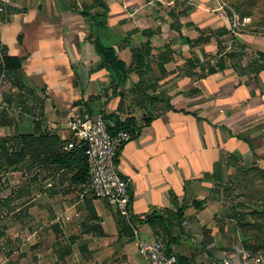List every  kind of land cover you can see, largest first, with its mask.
<instances>
[{
	"label": "crops",
	"instance_id": "obj_1",
	"mask_svg": "<svg viewBox=\"0 0 264 264\" xmlns=\"http://www.w3.org/2000/svg\"><path fill=\"white\" fill-rule=\"evenodd\" d=\"M100 1L13 0L0 15L5 54L22 58L18 95L26 109L30 95L40 99L31 132L39 121L66 140L79 106L111 126L130 119L134 131L116 158L131 179L126 214L103 198L80 200L73 168L25 166L40 168L27 176V216L49 222L42 237L56 247L55 261L40 264H142L138 241L159 229L180 264H218L245 242L264 243V218L248 209L264 205V32L240 28L223 0ZM83 8L105 11L99 34L127 64L122 85L100 66ZM144 47L163 73L135 69L133 51Z\"/></svg>",
	"mask_w": 264,
	"mask_h": 264
},
{
	"label": "rangeland",
	"instance_id": "obj_2",
	"mask_svg": "<svg viewBox=\"0 0 264 264\" xmlns=\"http://www.w3.org/2000/svg\"><path fill=\"white\" fill-rule=\"evenodd\" d=\"M223 2L227 9L236 13V22L239 20L240 28L256 31L259 35L264 32V0H223ZM236 7L243 16L237 13ZM3 52L4 49H0V62L3 60ZM18 92L13 79L0 71V241L2 243L0 264H40L45 260L54 262L56 247L46 246L50 243L46 239L47 231H43L49 222H43L41 218L36 217L33 220L27 216V208L24 204L28 190L26 167L17 164L19 171L12 174L9 167L4 166L7 154L3 153L1 148L8 151L9 148L15 150L17 145L15 140L18 135L31 131L29 125L34 122L35 115L40 117L43 115L39 109L40 99L36 97L37 94L29 96V108L26 109L27 103ZM34 188L41 191L39 180H35ZM13 190H16L21 197L17 202L10 198ZM243 198L246 200L250 197L245 193ZM260 203L257 204L259 207L249 206V211H256V214L261 212L258 211L263 208ZM43 235L46 238L43 239Z\"/></svg>",
	"mask_w": 264,
	"mask_h": 264
},
{
	"label": "built area",
	"instance_id": "obj_3",
	"mask_svg": "<svg viewBox=\"0 0 264 264\" xmlns=\"http://www.w3.org/2000/svg\"><path fill=\"white\" fill-rule=\"evenodd\" d=\"M13 0H0V15L5 13ZM2 44L0 43V49ZM70 137L62 148L69 151L76 146L84 149L87 164V179L80 184L79 199L88 195L103 198L113 204L121 213L128 212L131 198V179L121 174L116 166V158L120 148L132 137V133L124 128L109 130V122L102 112H92L84 106L74 109L66 120ZM40 173V168L28 170L27 176ZM0 241V246H1ZM138 251L143 258L142 264H180L179 255L170 249L169 236L163 230H157L151 240L140 239ZM218 264H264V252L253 251L241 246L237 250L236 259L225 256Z\"/></svg>",
	"mask_w": 264,
	"mask_h": 264
},
{
	"label": "trees",
	"instance_id": "obj_4",
	"mask_svg": "<svg viewBox=\"0 0 264 264\" xmlns=\"http://www.w3.org/2000/svg\"><path fill=\"white\" fill-rule=\"evenodd\" d=\"M102 7H105L106 4L103 1L98 0L97 2ZM237 13L239 12L240 16H243L242 12L236 7ZM230 12V11H229ZM80 13L88 20L92 21L95 28V35L92 40L94 49L96 53L100 56V66L107 68L113 75V81L116 85H122L124 78L127 72V64L118 57L114 46L106 41L99 34L100 29L105 27V11L99 12L96 14H90L87 9H81ZM231 13V12H230ZM208 38V37H203ZM4 49L2 46L1 49ZM149 53L148 47L141 49H134L133 51V62H135V69L142 73V71H157L159 70L163 73L162 68L159 67L161 64L154 62H148L145 60L144 56ZM3 60L0 62V71L7 74L13 79L14 84L20 89H24V84L21 83V80L18 76V69L21 66V57L10 56L3 53ZM217 66V67H216ZM162 67V66H161ZM223 60L218 61L214 66L209 67V72H215L217 68H223ZM21 97H24V94L21 93ZM130 119H125L122 122L116 123L112 126H109V130L112 131L116 128H124L129 130L133 135V129L130 126ZM37 126L34 128V132H24L18 135V138L15 140L17 142L15 150H9L1 148L3 153H6V164L8 166L12 164H21L25 166L31 165H55L57 168L61 169H75L74 181L76 183L82 184L88 175V164L85 154V150L82 146H76L69 151L63 150L62 146L66 140L60 139L55 133H50L48 131H42L41 123L35 121ZM261 212H257L258 216L264 218V206ZM252 215L257 216L256 211L250 212ZM244 226V224H242ZM250 224H245V226ZM254 226L258 228L259 223H254ZM164 231V230H163ZM169 236V244L171 241L170 233H167ZM257 237L254 239L256 240ZM244 247L251 248L253 251H258L264 249V243L259 242L256 246H252L249 243H244ZM254 245V244H253ZM180 259V257H179ZM180 263V261H179Z\"/></svg>",
	"mask_w": 264,
	"mask_h": 264
},
{
	"label": "water",
	"instance_id": "obj_5",
	"mask_svg": "<svg viewBox=\"0 0 264 264\" xmlns=\"http://www.w3.org/2000/svg\"><path fill=\"white\" fill-rule=\"evenodd\" d=\"M82 147L85 149V148L87 147V144L84 143V144L82 145Z\"/></svg>",
	"mask_w": 264,
	"mask_h": 264
}]
</instances>
